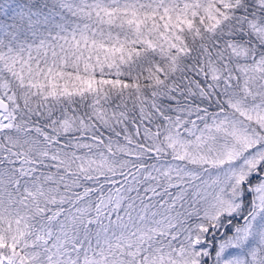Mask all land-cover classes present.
<instances>
[{
	"label": "snow or ice",
	"instance_id": "6c2138e0",
	"mask_svg": "<svg viewBox=\"0 0 264 264\" xmlns=\"http://www.w3.org/2000/svg\"><path fill=\"white\" fill-rule=\"evenodd\" d=\"M0 264H264V0H0Z\"/></svg>",
	"mask_w": 264,
	"mask_h": 264
}]
</instances>
